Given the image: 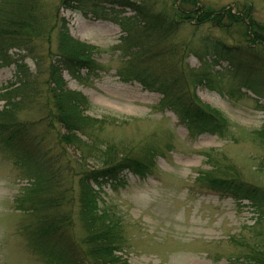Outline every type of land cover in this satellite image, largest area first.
Segmentation results:
<instances>
[{
    "label": "rangeland",
    "instance_id": "1",
    "mask_svg": "<svg viewBox=\"0 0 264 264\" xmlns=\"http://www.w3.org/2000/svg\"><path fill=\"white\" fill-rule=\"evenodd\" d=\"M59 1L43 0L66 19L71 37L94 46L93 58L104 68L96 74L82 70L77 78L64 71L67 88L80 91L94 105L88 115L107 119L102 129L107 138L159 149L152 175L141 178L125 171L124 184L101 188L98 206L117 217L121 226L117 264H243L241 257L250 246L264 250V212L246 200L237 203L221 197L199 181L201 172L210 171L264 188V46L255 44L256 52L243 53L245 67L257 71L255 76L246 69L235 73L231 62L207 47L208 39L233 47L248 45L238 25L226 32L210 23L189 21L168 38L184 71L180 93L196 95L226 121L223 135L192 136L175 112L160 106L162 94L118 76L126 26L143 24L135 12L121 0H80L74 8ZM178 1L147 0L155 10L168 12ZM199 1L214 10L249 6L254 21L264 24V0ZM25 63L36 70L33 58L26 57ZM14 72L13 64L0 65V87L14 79ZM37 111L26 105L17 114L22 120L37 121L42 116ZM59 129L48 133L50 142ZM69 152L75 156L73 149ZM11 156L0 150V264H43L27 247L24 229L29 214L16 206L32 180ZM72 229L77 238L83 235L78 222Z\"/></svg>",
    "mask_w": 264,
    "mask_h": 264
},
{
    "label": "trees",
    "instance_id": "2",
    "mask_svg": "<svg viewBox=\"0 0 264 264\" xmlns=\"http://www.w3.org/2000/svg\"><path fill=\"white\" fill-rule=\"evenodd\" d=\"M79 1L59 3L74 8ZM120 2L143 21L142 25L126 26L119 47L124 58L117 70L120 79L136 80L146 90L162 94L160 106L175 112L192 136L223 135L226 121L221 112L196 95L180 93L184 71L178 67L176 48L168 38L189 21L210 23L226 32L238 25L248 45L233 47L208 39L207 47L231 62L235 73L243 74L246 69L258 76L245 67L243 53L256 52L255 44L264 46V24L254 21L249 6L237 11L231 7L214 10L199 0H179L168 12L155 10L147 0ZM94 49L71 37L66 19L43 0H0V65L15 66L14 79L0 87V150L21 162L32 180L17 197L16 206L29 214L24 229L27 247L43 264L120 262L121 226L117 217L98 206L101 188L124 184L125 171L141 178L152 175L159 152L152 145L107 138L102 134L107 119L88 115L94 105L80 91L67 88L64 71L77 78L82 70L96 74L104 69L93 58ZM26 57L35 60L34 72L25 63ZM26 105L42 113L40 120L19 118L17 112ZM56 126L60 129L50 142L48 133ZM199 181L221 197L237 203L246 200L259 213L264 212L263 187L210 171L201 172ZM76 222L83 229L80 238L72 231ZM241 258L243 264H264V250L250 246Z\"/></svg>",
    "mask_w": 264,
    "mask_h": 264
}]
</instances>
